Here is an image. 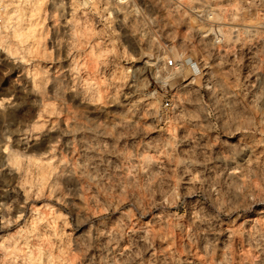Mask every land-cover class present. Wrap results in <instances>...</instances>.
Returning a JSON list of instances; mask_svg holds the SVG:
<instances>
[{"label":"rangeland","instance_id":"374dc122","mask_svg":"<svg viewBox=\"0 0 264 264\" xmlns=\"http://www.w3.org/2000/svg\"><path fill=\"white\" fill-rule=\"evenodd\" d=\"M4 17L0 264H264V0Z\"/></svg>","mask_w":264,"mask_h":264},{"label":"built area","instance_id":"2783aa9c","mask_svg":"<svg viewBox=\"0 0 264 264\" xmlns=\"http://www.w3.org/2000/svg\"><path fill=\"white\" fill-rule=\"evenodd\" d=\"M5 9H6V0H0V31L3 29L5 23V17H4ZM168 65L173 67L176 65V61L170 59L168 60ZM166 105H169L168 101L166 102Z\"/></svg>","mask_w":264,"mask_h":264},{"label":"bare ground","instance_id":"6f19581e","mask_svg":"<svg viewBox=\"0 0 264 264\" xmlns=\"http://www.w3.org/2000/svg\"><path fill=\"white\" fill-rule=\"evenodd\" d=\"M10 115H11L12 117H17V116H19V110H12V111L10 112Z\"/></svg>","mask_w":264,"mask_h":264}]
</instances>
